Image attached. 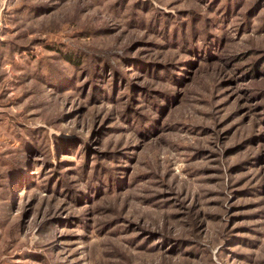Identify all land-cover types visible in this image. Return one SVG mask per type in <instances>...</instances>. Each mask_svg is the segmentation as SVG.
<instances>
[{
    "label": "rangeland",
    "instance_id": "1",
    "mask_svg": "<svg viewBox=\"0 0 264 264\" xmlns=\"http://www.w3.org/2000/svg\"><path fill=\"white\" fill-rule=\"evenodd\" d=\"M0 264H264V0H0Z\"/></svg>",
    "mask_w": 264,
    "mask_h": 264
}]
</instances>
